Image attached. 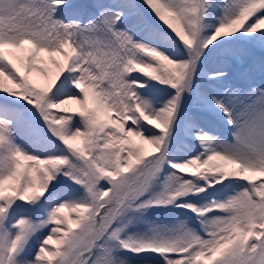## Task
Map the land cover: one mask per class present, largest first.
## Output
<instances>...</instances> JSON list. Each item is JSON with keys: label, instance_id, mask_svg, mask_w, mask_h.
<instances>
[{"label": "snow or ice", "instance_id": "6c2138e0", "mask_svg": "<svg viewBox=\"0 0 264 264\" xmlns=\"http://www.w3.org/2000/svg\"><path fill=\"white\" fill-rule=\"evenodd\" d=\"M0 264H264V0H0Z\"/></svg>", "mask_w": 264, "mask_h": 264}, {"label": "rangeland", "instance_id": "374dc122", "mask_svg": "<svg viewBox=\"0 0 264 264\" xmlns=\"http://www.w3.org/2000/svg\"><path fill=\"white\" fill-rule=\"evenodd\" d=\"M81 3H84V4L87 5V4H92L93 1L92 0H83ZM244 70H245V66L244 65H241V64H238V63L233 65L232 72H233V76H234V79L236 80V82H239L238 76Z\"/></svg>", "mask_w": 264, "mask_h": 264}]
</instances>
